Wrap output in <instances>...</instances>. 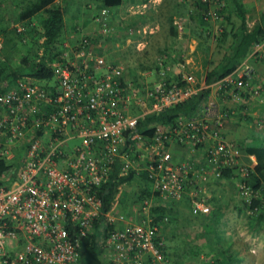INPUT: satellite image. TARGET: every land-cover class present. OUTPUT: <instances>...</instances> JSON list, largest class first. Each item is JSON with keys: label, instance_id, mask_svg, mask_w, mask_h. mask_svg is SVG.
Instances as JSON below:
<instances>
[{"label": "built area", "instance_id": "1", "mask_svg": "<svg viewBox=\"0 0 264 264\" xmlns=\"http://www.w3.org/2000/svg\"><path fill=\"white\" fill-rule=\"evenodd\" d=\"M14 26L24 40L26 25ZM38 43L35 60L42 54ZM93 50L90 37L80 33L68 52L60 49L47 59L51 87L16 79L0 90V159L9 163L0 175L9 178L0 183V264H79L80 240L102 214L96 186L114 167L118 175L130 172L141 185L146 181L150 195L136 197L137 221L106 227L115 222L108 214L112 204L104 213L97 239L102 264H170L161 250L162 222H152L149 214L153 195L183 199L191 213H207L205 191L227 171L237 193L251 198L243 180L251 167L224 127L236 100L260 90L250 59H264V39L208 83L190 72L171 78L157 59L155 78L132 84L121 65ZM204 87L208 92L196 114L155 127L149 136L137 126L145 114ZM172 144L184 154L174 157Z\"/></svg>", "mask_w": 264, "mask_h": 264}, {"label": "crops", "instance_id": "2", "mask_svg": "<svg viewBox=\"0 0 264 264\" xmlns=\"http://www.w3.org/2000/svg\"><path fill=\"white\" fill-rule=\"evenodd\" d=\"M62 3L66 12L63 16L65 36H75L77 39L76 36L80 33L88 35L93 43V51L101 55L107 53V56L103 55L105 59L121 65L123 78L129 81L132 80L128 76L131 72L129 68H133L135 73L133 76L138 78V81L153 80L156 76V73L151 71L152 68L154 69L153 58L158 54L169 60L173 57L174 61H182L188 65L195 61L194 53L202 48L204 54L199 55L200 65L208 63L213 56L217 55L214 67H220L225 63L224 53L232 48L234 39L232 40L231 34L237 33L240 26V14L233 0H213L212 5L216 7L220 16L222 15L221 20L208 18L202 23L198 21L197 9L199 7H195V3H198L195 0H119L108 6L103 5L101 0H62ZM238 3L244 9L243 18L247 27L258 22L259 13L264 8V0H238ZM103 24L109 27L107 32H103ZM74 41L72 39V43ZM131 59L133 60L130 61ZM250 61L254 66L253 83L258 84L260 90L255 96L245 94L236 100V108L233 115L225 122L224 131L228 134L232 130L234 138L242 141L243 144H253V136L257 132L262 134L261 143L264 145V59L252 58ZM243 129L246 130V134L243 133ZM241 147L242 160L253 167L256 162L255 155L245 151L243 145ZM172 152L174 157L184 154L183 149L176 144H172ZM249 154L252 156L250 157ZM230 182L232 191L229 196L233 197L228 201L226 199V202L223 200L213 202L210 198L213 191H219L220 195L221 192L228 190ZM121 185H119L110 210L119 202ZM234 189L235 184L232 179L219 180L216 178L208 185L205 197L212 206L210 211L220 210L221 218L225 214L224 206L231 201L227 210L232 213L234 235L238 236L240 235L239 228L249 226V224L241 217L243 206H241L240 199L233 193ZM124 193L126 194V191ZM122 195L125 197L123 193ZM167 203L172 204L176 213H189L188 215L195 221L196 219L199 222L204 221L207 216L206 213L191 216L189 205L183 199ZM221 204L223 206L219 207ZM174 228L173 225L168 228V238L173 232L178 233ZM223 230L219 228L217 232L222 233ZM242 238L250 241L246 236ZM221 242H230V236L227 235L226 240H221ZM95 254L99 264H102L103 256L98 250ZM252 256L249 254L251 260L254 259ZM232 257L231 254L229 258L232 259ZM240 258L241 256L237 254L236 259Z\"/></svg>", "mask_w": 264, "mask_h": 264}, {"label": "trees", "instance_id": "3", "mask_svg": "<svg viewBox=\"0 0 264 264\" xmlns=\"http://www.w3.org/2000/svg\"><path fill=\"white\" fill-rule=\"evenodd\" d=\"M118 1L101 0L102 4L106 6L115 4ZM233 2L237 5V11L240 14L238 32L231 34L232 40L234 39L233 45L231 46V50L226 51L223 55L225 57V63L220 67L212 66L205 71L203 75L205 83L229 72L248 54L254 42L264 39V8L259 13L260 18L258 22L247 27L243 18L244 9L241 8L238 0H233ZM198 7H201L200 9H206V3L200 1ZM64 12V5L55 4L52 0H0V37L2 39L0 49V55L2 56V59H0V90L10 86L16 79H24L30 82L37 81L45 86H50L49 82H52V80L54 82L51 66L46 64V61L47 59H51V57H55L60 52L61 40L64 36L65 28L63 19ZM197 14L199 15L198 19H202L201 12L198 11ZM21 21L27 27L26 38L24 40V32H18L14 26L16 22ZM29 31L32 34L29 33L28 35ZM40 36H42V41L38 43ZM37 43L42 47V54L38 60H35V47ZM174 78H179V73ZM207 92L208 88H201L195 94L180 102L165 106L156 112H149L144 115L137 126L142 125L143 133L149 136L155 127H165L177 118L192 116L198 112L204 103ZM240 143L243 145L245 151L253 153L256 158V162L248 170L243 180L251 192L258 191L261 195L251 196L249 202L239 198L242 203L241 206H243L242 209L249 208L251 210V212L249 211L245 215L249 219L254 220L253 224L256 226L264 223V145L262 143L258 145L243 144L242 141H239ZM8 166V162L0 159V175L6 174L5 171ZM229 175V172L224 171L217 179H231ZM133 179H136L138 183L137 197L139 199L148 197L150 192L146 181L141 185V178L137 179L130 172L128 174L118 175L116 167L109 171L107 177L96 186L95 190L101 199L102 214L93 223L94 231L83 236L80 240L78 249L79 264L80 262H84L85 264H99L95 253L98 250L97 239L100 231L99 227L103 224V219L105 218L104 213L109 210L113 203L119 185L124 182L130 183ZM8 180L9 178H0V183H6ZM152 199L149 214L152 222L160 221L163 223L160 225L159 235L163 240L161 250L167 258L168 263L176 264L179 261L180 255H182L174 249L167 250L169 248V244H167V240L169 239L168 228L172 227V225L175 229L177 228L176 231L178 233L185 236L180 237L183 244L182 253L184 252V256L187 254L195 256L199 252H202L206 257H213L215 261L223 258L224 260H220L219 264L220 262L224 264L225 259L227 257L229 258L231 254L233 255L232 259L235 261V264H240L243 259H248L247 257L250 252L247 250L245 244L240 246L236 242L231 241L227 246H223L219 242L220 238L216 232L219 229L218 224L220 219H222V212L217 206L216 208L219 211L211 212L212 210L210 211L209 209L206 213L205 220L195 223V225L194 219L189 216V213V215L176 213L173 210L172 204L156 198V195H153ZM210 207L212 206L210 205ZM219 207L221 206L219 205ZM210 212L211 214L209 215ZM253 213L255 214L253 215ZM181 214L183 215L182 218L180 217ZM164 215L166 216L165 222L161 220ZM195 215L197 213L191 214L193 217ZM249 219L247 218V220ZM114 224L110 223L106 227H112ZM191 226L192 228L195 226L193 230ZM188 228L190 229L189 235ZM236 253L241 256L240 259H236Z\"/></svg>", "mask_w": 264, "mask_h": 264}, {"label": "rangeland", "instance_id": "4", "mask_svg": "<svg viewBox=\"0 0 264 264\" xmlns=\"http://www.w3.org/2000/svg\"><path fill=\"white\" fill-rule=\"evenodd\" d=\"M195 1L198 3L200 1H203L206 3V9H201V10H199V8L197 9V12L198 11L201 12V15H202L201 16L202 19L201 18L198 19V21L200 23H202V20H207L208 18L221 20L222 15L220 16L216 7H214L212 5L213 0H195ZM198 3H195L196 8L198 7ZM58 4L61 5L63 3H62V1H60ZM64 14H66V12H64ZM217 15H219V16L216 18L215 16H217ZM198 17H199V15H198ZM29 33L32 34L31 31L28 32V35H29ZM72 39L75 40L73 42V43H75L76 42L75 36H68V35L65 36V34H64V36L61 40V45H60L61 51L62 50H65L67 52L69 51V47L73 44ZM203 54H204V50L202 48H199V51L195 52L194 56H193V57H195V61L192 63H189L188 65L182 61H180V62L177 60L174 61L173 57L170 58V60H169V59L163 57L161 54L160 55L158 54L153 58L154 69L152 68L151 71H154V73H156V69L158 68V64L156 63V61H157V59H161L164 70L166 68V74L171 78H174V76L177 75V73L180 74V73H189V72L196 75V76H199V75L203 76L206 70H208L210 67L214 66V64L216 62L215 57L217 56V55L213 56L212 57L213 59H211L208 63L200 65L199 55L203 56ZM103 55L107 56V53L106 54L103 53ZM16 58H17V56H16ZM174 58H176V57H174ZM132 60L133 59H131L130 61H132ZM179 63L182 65V67H179ZM129 69L131 72H130V75H128V76H130V78L132 79L130 82H132V84L138 83V78L133 76L135 74L133 71V68L132 69L129 68ZM139 81H141V80H139ZM49 83H51V82H49ZM232 115H233V113L231 114V116ZM231 124H232V121H231ZM243 131H244L243 133L246 134V130L243 129ZM254 134H255V136H253V140L252 139L251 140H252L254 145H258L259 143L262 142V136H261L262 134H258L257 132H255ZM227 135L230 138L236 140L234 138V134H233L232 130H231V132L229 131ZM236 141H238V140H236ZM140 183L142 184V182H140ZM137 187H138V183H137L136 179H133L130 183L124 182V184L121 185V187H120L121 190H120V194H119V202L117 204H115L111 210L108 211V214L111 217L115 218L114 223L116 225H119L120 223H122L124 221H137L139 219L138 218L139 212L135 206V204L137 203V198H136L137 193H138ZM228 187H229L228 190L221 192L220 195L218 194L219 191L217 192L214 190L212 193V197H210V198H212L213 202L216 200L218 202L219 201L222 202V200L224 202L226 199H227L226 201L230 200V198L233 197L232 195L229 196L230 191H232L231 182H230V185L228 184ZM234 190L235 191L233 193L236 194V197L241 198L244 201V198H242L237 193L236 186H235ZM124 191H126V194L124 193ZM122 193L124 194L125 197H123ZM257 195L258 196L261 195L260 192H258V191L257 192H251L250 197L251 196H257ZM122 201H124L125 203L124 202L122 203ZM163 201L166 202V200H163ZM167 202H169V201H167ZM230 204H231V201H229L227 206H224L225 207L224 208L225 214L222 217V219H220V222L218 224L219 228L224 229L222 233L216 232L218 234L217 236H219V238H220L219 242L221 243V245L227 246L229 242L222 243L221 240H223V241L226 240V236L229 235L230 236V242L234 241L237 244H239L240 246H243V244H245L247 247V250L250 252L249 254H251V256L253 254L252 258H254V259L251 260L249 258V254H248V257H247L248 259H246V260L243 259L240 264H254V263L255 264H264V223L255 226V224H253L254 220L249 219V217H246V215H245V214H248L249 208L243 209V212H242L243 214H241L242 215L241 217L243 220L248 222L247 224H249V226H244V227L242 226V228H239V230H238L240 235H238V236L234 235L235 228L233 226L234 224H232V222H233L232 213L228 212V210H227V208L230 206ZM220 206L222 207L223 205L221 204ZM254 214L255 213H253V215ZM182 216L183 215L181 214L180 217L182 218ZM247 218L249 220H247ZM195 223H199V221L196 219V221L194 220V224ZM251 225H253V226H251ZM168 226H169V224H168ZM191 228H192V226H191ZM193 228H192V230H193ZM176 229L174 228L175 231H176ZM189 234H190V229H189L188 235ZM241 234H243V235H241ZM183 236H184L183 234H180V233L174 234V232H173V235L167 240V244H169L168 245L169 248H167V250H173L174 249L179 254H182V255H180L179 261H177L176 264H219L220 260L221 261L224 260L223 258H220L218 261H215L213 259V257H206L205 255L202 254V252H199L195 256L194 255L193 256L188 255V254L184 256L183 255L184 252L182 253L183 244L180 240V237H183ZM244 236H246L248 238V240H250L249 241L250 243L242 238ZM164 241L166 242V240H164ZM245 256H247V255H245ZM256 256H257V258H255ZM214 257H218V256H214ZM223 263L224 264H235V261L233 259H230L227 257ZM80 264H85V263L80 262ZM220 264H221V262H220Z\"/></svg>", "mask_w": 264, "mask_h": 264}]
</instances>
